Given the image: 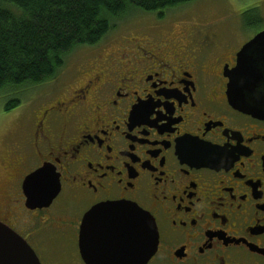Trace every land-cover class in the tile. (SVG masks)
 Masks as SVG:
<instances>
[{
    "label": "flooded vegetation",
    "instance_id": "obj_1",
    "mask_svg": "<svg viewBox=\"0 0 264 264\" xmlns=\"http://www.w3.org/2000/svg\"><path fill=\"white\" fill-rule=\"evenodd\" d=\"M109 34L34 89L0 157V221L42 264H88L86 215L133 203L158 230L147 264H264V118L230 98L233 84H264L233 81L258 32L237 39L165 13ZM40 169L60 191L30 208L24 181Z\"/></svg>",
    "mask_w": 264,
    "mask_h": 264
},
{
    "label": "trees",
    "instance_id": "obj_2",
    "mask_svg": "<svg viewBox=\"0 0 264 264\" xmlns=\"http://www.w3.org/2000/svg\"><path fill=\"white\" fill-rule=\"evenodd\" d=\"M198 0H0V90L20 92L47 83L77 48L100 42L127 12L160 17ZM245 16L261 22L257 8ZM252 18V19H251ZM11 99L10 111L21 99Z\"/></svg>",
    "mask_w": 264,
    "mask_h": 264
},
{
    "label": "water",
    "instance_id": "obj_3",
    "mask_svg": "<svg viewBox=\"0 0 264 264\" xmlns=\"http://www.w3.org/2000/svg\"><path fill=\"white\" fill-rule=\"evenodd\" d=\"M233 81L264 82V29L239 53ZM240 92L241 100L238 99ZM259 100L251 101L257 97ZM231 100L258 117L264 118V84L231 86ZM239 101V102H237ZM40 169L24 181L27 205L30 208L49 206L60 191V183ZM132 205L102 209L86 215L80 247L88 264H147L158 247V230L154 218L138 205L126 202L104 203ZM102 205V204H101ZM105 219V221H102ZM88 238H87V237ZM0 264H42L31 245L8 225L0 221Z\"/></svg>",
    "mask_w": 264,
    "mask_h": 264
},
{
    "label": "rangeland",
    "instance_id": "obj_4",
    "mask_svg": "<svg viewBox=\"0 0 264 264\" xmlns=\"http://www.w3.org/2000/svg\"><path fill=\"white\" fill-rule=\"evenodd\" d=\"M253 8L260 11L262 21L254 23L252 26L248 24L250 19L245 16V13ZM166 15L173 22L179 21L189 25L198 24L204 26L208 32L232 34L234 38L246 39L264 29V0H198L170 10ZM151 18H157V14L145 13L141 10L129 11L115 22V27L112 28L109 38L121 36L123 33L129 32L134 24H140ZM83 49V51L76 53L72 60L90 50ZM17 93L16 90H0V157L3 155V151L13 146L16 131L19 130L22 122L28 118L30 104L33 105V100L36 98L34 89L26 90L22 104L7 112L6 105L11 99L16 98ZM1 158L0 181L4 177Z\"/></svg>",
    "mask_w": 264,
    "mask_h": 264
},
{
    "label": "snow or ice",
    "instance_id": "obj_5",
    "mask_svg": "<svg viewBox=\"0 0 264 264\" xmlns=\"http://www.w3.org/2000/svg\"><path fill=\"white\" fill-rule=\"evenodd\" d=\"M120 207H125L130 212H138V209H135L134 206H132V205H109V204H102V205H99L98 208H93L92 211L89 213V216H91V215L99 212L102 209H113V208H120Z\"/></svg>",
    "mask_w": 264,
    "mask_h": 264
}]
</instances>
